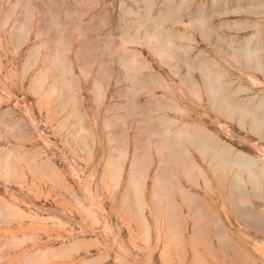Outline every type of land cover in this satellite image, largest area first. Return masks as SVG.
<instances>
[{
    "label": "rangeland",
    "instance_id": "374dc122",
    "mask_svg": "<svg viewBox=\"0 0 264 264\" xmlns=\"http://www.w3.org/2000/svg\"><path fill=\"white\" fill-rule=\"evenodd\" d=\"M0 264H264V0H0Z\"/></svg>",
    "mask_w": 264,
    "mask_h": 264
}]
</instances>
